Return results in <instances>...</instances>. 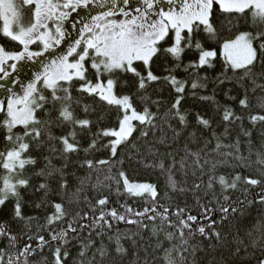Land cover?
<instances>
[{"label": "snow or ice", "instance_id": "obj_1", "mask_svg": "<svg viewBox=\"0 0 264 264\" xmlns=\"http://www.w3.org/2000/svg\"><path fill=\"white\" fill-rule=\"evenodd\" d=\"M0 25V264H252L249 247L264 264V151L252 139L264 129V0H0ZM225 27L237 33L221 44L215 80L231 71L242 82L241 114L199 96L216 105L223 132L196 113L211 138L192 150L200 139L185 137L182 101L208 87L201 72L217 52L206 45ZM165 86L174 99L162 111ZM182 137V155L159 150ZM102 150L107 158H88ZM80 152L88 171L73 187L66 169ZM125 165L158 170L166 182L131 180Z\"/></svg>", "mask_w": 264, "mask_h": 264}, {"label": "trees", "instance_id": "obj_2", "mask_svg": "<svg viewBox=\"0 0 264 264\" xmlns=\"http://www.w3.org/2000/svg\"><path fill=\"white\" fill-rule=\"evenodd\" d=\"M239 30H245V29L243 27H241ZM236 33H237V29H233L232 31H229L228 28L225 27V28L219 29V34H218V37L216 39H213V40H210L207 42L206 46L214 48L217 52V57L214 60L215 67L211 68V69L202 70V72H201V75H203L205 71L207 73V76L209 78L208 87L202 91H198L196 98H193L190 93H186V99L184 101H182V110H186L189 113V115H188L189 126L185 132V137L187 136L188 132H195L197 138L200 139L199 144L195 143V142L189 143V147L192 150H195L197 147L202 146L204 139H210L211 138V130H208V129L202 130L196 124V121H195V114L196 113H200L205 118L211 119L212 120V130H215L217 132V134L223 132V127L220 125L221 113L216 111V105L214 103H212L211 101H208V100H200L198 98L199 96H201V95L213 96L214 95L215 101L219 105L230 106L231 108H233L237 112V114H241V110L239 108L238 100L243 95V88L241 87L242 82L239 81L237 76L233 75V73H231V71H229L227 73V79H225L224 83H219L218 81L215 80V78L222 73L224 59H225L223 56L222 50H221V44L223 43V41L225 39L234 38ZM0 39H2V38H0ZM193 58H195L194 55L189 54L188 56L185 57V62H187L188 59H193ZM154 71H156L158 74H166L163 72V69L159 66H155ZM177 74L182 78L185 77V75H186L183 72H178ZM243 83H246V81ZM228 90H231V93H230L231 96L237 97L236 100L228 99L225 96V93L228 92ZM157 91H159V88L157 89ZM149 92L152 95L153 99L157 98L156 93H153L151 91V89L149 90ZM256 95L259 96V95H262V93L257 92ZM161 98L164 101V104H163L162 109H161L163 111L165 108L168 107L169 102L174 99V94L169 95V89H167V87L165 86ZM83 102L89 103V104L92 103V101L88 100V99H85ZM250 102L253 105V107L251 108V111L252 112L258 111V109L255 108V104L257 102L256 97L251 96V94H250ZM76 114L80 118H83L84 114L79 109H77ZM244 115H247V113H244ZM90 118L94 119L95 117L93 116ZM173 123L175 124L176 122L173 121ZM229 127L232 129V134L229 137V140H233V139H235L237 132H239V126L237 124V125H230ZM244 127L245 128H251V125L249 124L247 119L244 120ZM262 130H264V129H261L259 126H257V128L253 130V137H252V139H253V151H255L256 149H260L261 151H264V148L261 147V145L264 144V141H262L261 136H260V132ZM54 131H55L56 135H59L61 132L60 129H55ZM65 131H67V128H65ZM77 131L79 132L80 130L77 129ZM82 135L85 138L81 139V145H82V147H87V143H88L87 134H82ZM168 135L171 136V133L169 132ZM0 138H2V133H0ZM229 140H225L224 142L228 143ZM241 140L242 141L244 140L243 136H241ZM184 143H185V138L182 137L180 141H178L177 143L172 145L171 149H165V148L161 147L159 150L161 152L175 150L180 155H182ZM214 145H215V140L212 141V145H210V147H213ZM0 147H2V144H0ZM241 151L244 152L245 155H247V146L245 144H242ZM93 156L96 159L107 158V152L105 150L95 152L92 155H89L88 158H93ZM84 158H85V154L83 152H80L79 154H72L70 156L69 165H68V168L66 169V172L68 174L67 179L69 180L70 184L73 187L78 182L77 177H82V176L87 174L88 170L86 168L82 169L79 167V163L81 161H83ZM52 162L57 167H59L63 163V161H60L57 159H53ZM149 163H152L151 157L144 159V164H149ZM44 164H45V161L42 158H40L38 161V164L36 166V170H39V168L44 167ZM125 168H126L128 176L131 180L140 181V182H145V181L151 182V183L158 184L160 186H163V184L166 182V177L161 175L158 170L145 168L143 165H134L133 167H128L127 165H125ZM72 173H75V176H73ZM93 178H95V174H93ZM33 182L35 184H39V183L43 182V179L40 177H36V178H34ZM49 183H50L51 189L53 191H55L57 188L55 181L50 180ZM41 195H42L41 193H36L34 196H29L28 199L37 200L40 198ZM189 202L191 203L190 200H189ZM258 207L259 206H254L250 212V216L253 218V222H254L255 218L258 217V212H257ZM29 212H31V209H29ZM6 218H7V212L6 211L0 212V219H6ZM247 226L250 228L251 224L249 223ZM121 227H123V225H121ZM241 235L243 236V232L241 233ZM229 240H231V237H229ZM244 240H245V244L250 243V241L247 237H244ZM193 242L195 243L196 241H193ZM168 246L169 245L167 243H165V247H168ZM248 252L249 253H253V252L255 253L254 256L250 257L252 264H255L256 257H259L261 255L260 249L259 248L253 249V248L249 247ZM157 254L162 255V252L157 253ZM143 256H144V253L141 252V257H143ZM203 256H204L203 253H198L197 259H203ZM241 256L242 257L244 256L243 252L241 253ZM149 264H151V257H149ZM158 264H162V262H158ZM189 264H191V257H189Z\"/></svg>", "mask_w": 264, "mask_h": 264}, {"label": "rangeland", "instance_id": "obj_3", "mask_svg": "<svg viewBox=\"0 0 264 264\" xmlns=\"http://www.w3.org/2000/svg\"><path fill=\"white\" fill-rule=\"evenodd\" d=\"M0 26H2V25H0Z\"/></svg>", "mask_w": 264, "mask_h": 264}]
</instances>
